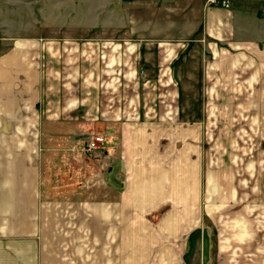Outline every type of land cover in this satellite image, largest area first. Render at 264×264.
Wrapping results in <instances>:
<instances>
[{"label":"crops","instance_id":"crops-1","mask_svg":"<svg viewBox=\"0 0 264 264\" xmlns=\"http://www.w3.org/2000/svg\"><path fill=\"white\" fill-rule=\"evenodd\" d=\"M34 1L21 28L52 33L0 0V264H264V1L161 0L160 37L137 0Z\"/></svg>","mask_w":264,"mask_h":264},{"label":"rangeland","instance_id":"rangeland-1","mask_svg":"<svg viewBox=\"0 0 264 264\" xmlns=\"http://www.w3.org/2000/svg\"><path fill=\"white\" fill-rule=\"evenodd\" d=\"M3 1V0H2ZM23 1H30V4H33V6L35 5V1L34 0H14L13 6H12V10L14 11V13L12 14V18H10V27H9V31L12 32L13 34H33V35H47L48 33H52L51 32V28H48V30H45V28H41V29H36V28H30V29H26V27L21 28V24L24 26H30L32 24L31 20H36L38 13L36 7H34L33 11H29L27 14L29 15V19H27V17H25L26 13H22L20 12L21 10H23L22 8V4H24ZM33 1V2H32ZM50 1V0H48ZM237 1V0H236ZM240 1V0H239ZM140 2H143L142 0H140ZM138 0L136 1V5L137 7H139L140 9L137 10V12H135L136 15H140V13H142V20H140V24H142V27L145 29L144 34L145 35H150V36H156V37H160V36H165V35H175L178 34L179 31H177V27L181 26L182 21H180V18H176V19H172V15L170 12V10L167 8H165V6L163 5V1H158V7L159 9H157V12H150L153 10L152 5L150 6L151 9L149 11H145L146 8L144 7V5L142 3H140ZM242 2H256L253 0H244ZM230 3V1H229ZM108 6H112V1L108 0L107 2ZM97 8H101V7H97ZM17 11V13H15ZM60 11V12H59ZM59 11H50L46 14V18H49V21H53L54 23H51V26H55L52 28H56V33L58 34L59 30L58 28L65 27L64 29H62V34H82V35H87V36H101V30L100 29H75L74 26V19L78 20L79 19H83V17H85L83 14L81 13H76L74 15L73 18L70 19V15L67 11H65V9L59 10ZM144 12V13H143ZM8 14H5L4 12L2 14H0V18L2 20L5 19V17H7ZM175 16V15H174ZM170 19H172V22L174 21V23L176 24V29H174L173 27H171V22ZM108 32V30H105ZM112 32H114L115 30H111ZM1 33V31H0ZM105 35V34H104ZM108 35V34H107ZM200 65H202L201 61H193V66L196 68L200 67ZM187 83L189 84H194V82H192V79L189 77L187 79ZM197 94V93H195ZM189 95H193V93H189ZM26 127V126H25ZM20 128L19 126L14 127V129H18ZM29 131H36V126H29L28 127ZM257 148L264 150V142H261L259 144H257ZM258 152V151H257ZM88 155V154H87ZM253 180H254V192L255 193H264V156L260 157V156H254L253 158Z\"/></svg>","mask_w":264,"mask_h":264},{"label":"built area","instance_id":"built-area-1","mask_svg":"<svg viewBox=\"0 0 264 264\" xmlns=\"http://www.w3.org/2000/svg\"><path fill=\"white\" fill-rule=\"evenodd\" d=\"M264 1V0H263ZM204 4L206 6H213V7H221L224 9H228L230 7L229 0H204ZM264 8V3H263ZM104 142V138L100 134H94L86 143L84 148V152L86 154H91L92 152L98 150Z\"/></svg>","mask_w":264,"mask_h":264}]
</instances>
